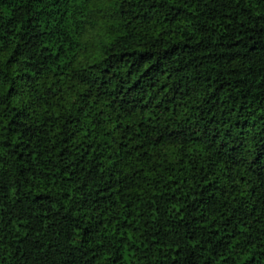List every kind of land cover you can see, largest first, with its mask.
I'll list each match as a JSON object with an SVG mask.
<instances>
[{
  "label": "trees",
  "instance_id": "1",
  "mask_svg": "<svg viewBox=\"0 0 264 264\" xmlns=\"http://www.w3.org/2000/svg\"><path fill=\"white\" fill-rule=\"evenodd\" d=\"M0 264H264V0H0Z\"/></svg>",
  "mask_w": 264,
  "mask_h": 264
}]
</instances>
